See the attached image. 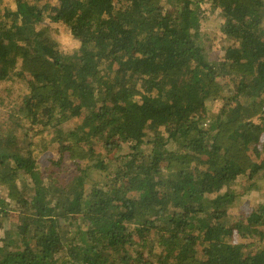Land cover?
I'll use <instances>...</instances> for the list:
<instances>
[{
    "label": "trees",
    "instance_id": "obj_1",
    "mask_svg": "<svg viewBox=\"0 0 264 264\" xmlns=\"http://www.w3.org/2000/svg\"><path fill=\"white\" fill-rule=\"evenodd\" d=\"M14 3L0 83L23 91L0 97V264H264V0ZM204 5L233 41L218 63ZM46 19L68 26L76 54L35 30ZM100 144L129 152L108 169Z\"/></svg>",
    "mask_w": 264,
    "mask_h": 264
},
{
    "label": "rangeland",
    "instance_id": "obj_2",
    "mask_svg": "<svg viewBox=\"0 0 264 264\" xmlns=\"http://www.w3.org/2000/svg\"><path fill=\"white\" fill-rule=\"evenodd\" d=\"M15 0H3V4L0 6V13H3L6 9H15ZM52 4H55V2L51 1ZM201 25H200V33L202 36V42L204 44V47L206 49V52L208 54L209 61L212 63H218L224 59L225 49L233 44V41L229 38H227L221 31L222 26V16L220 14L219 10L213 11L209 8V5L202 6L201 10ZM36 27V28H35ZM35 30H41L44 29L48 31L52 37V39L58 43V48L60 52H62L65 55H73L76 54L79 50L80 43L73 37L70 29L65 24L61 23H52L49 19H46L40 26H34ZM23 87L19 84H15L12 81H8V83H0V97H6L8 98V101L11 98H14L16 95L20 94V91H23ZM12 93V96H9V94ZM7 101V102H8ZM209 109L211 112H217L222 106L223 102H216L213 104L208 103ZM14 108V107H13ZM6 118L9 117L8 115L5 116ZM83 118V117H82ZM81 121V118L79 119H73L70 122L66 124L65 127L71 128L75 124H79ZM170 149H174V147L170 144ZM96 153L99 155V160L101 159L103 161V166L109 169V161L117 159L119 156H123L129 152V146L123 145L121 146L120 150H114L112 152L109 151V147L106 146V144H100L96 148ZM57 157V150L56 147L52 146L45 155H43L42 159H46V161L50 158L56 159ZM92 178L95 181L103 182L107 176L108 173L101 172L100 170L92 169L91 171ZM264 176L262 174L259 178V182L261 185L264 186V180H261V178ZM247 184H250L249 181L240 179L237 181V184L233 186L236 190H239L238 192L241 193L243 190V187ZM87 190H89L90 185L88 184ZM258 189V187L256 186ZM263 188V187H262ZM251 196V198H249ZM262 195L258 193H254L252 195H245L240 196L241 203L237 209L233 211V214H237L234 218L236 219L238 216L242 214H246L250 212L249 206L245 203H248L250 206H254L255 203H257L261 198ZM244 205V207H243ZM248 211V212H247ZM12 215V214H11ZM234 225V224H233ZM233 239L234 241L239 242H245L246 240L241 239V237L238 235L237 230L233 231ZM157 264V263H155Z\"/></svg>",
    "mask_w": 264,
    "mask_h": 264
}]
</instances>
